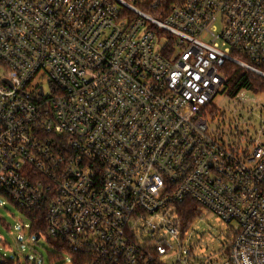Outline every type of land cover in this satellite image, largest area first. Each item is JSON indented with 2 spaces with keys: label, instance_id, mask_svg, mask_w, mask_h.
Wrapping results in <instances>:
<instances>
[{
  "label": "built area",
  "instance_id": "2783aa9c",
  "mask_svg": "<svg viewBox=\"0 0 264 264\" xmlns=\"http://www.w3.org/2000/svg\"><path fill=\"white\" fill-rule=\"evenodd\" d=\"M167 1L0 0V194L87 264H193L188 198L235 226L202 264H264V142L209 123L264 0Z\"/></svg>",
  "mask_w": 264,
  "mask_h": 264
},
{
  "label": "rangeland",
  "instance_id": "374dc122",
  "mask_svg": "<svg viewBox=\"0 0 264 264\" xmlns=\"http://www.w3.org/2000/svg\"><path fill=\"white\" fill-rule=\"evenodd\" d=\"M4 70V66L0 64V75ZM40 83H43L48 91L45 81L35 79L32 84ZM244 93L243 101L239 102L237 97L226 96L222 87L213 99L219 113L210 119L209 123L217 127L225 122L226 133L230 139H238L241 133L264 142V93L249 91ZM260 129L262 132L258 135ZM203 214V217L194 221L191 229L190 244L196 255L192 263L202 264L207 258L221 262L222 251L230 243L235 226L226 223L215 213ZM29 222L24 212L0 194V253L9 258L19 259V264H60L58 260L50 262V254L56 253L57 250L44 235L35 240L30 238ZM61 260L70 264L71 256L64 254Z\"/></svg>",
  "mask_w": 264,
  "mask_h": 264
},
{
  "label": "trees",
  "instance_id": "16d2710c",
  "mask_svg": "<svg viewBox=\"0 0 264 264\" xmlns=\"http://www.w3.org/2000/svg\"><path fill=\"white\" fill-rule=\"evenodd\" d=\"M167 2V5L170 6L175 3V0H168ZM223 75L225 77L223 89L225 94L230 98H235L244 91L264 93V77L238 64L233 62H228L225 64L223 67ZM209 110H211V114L213 116L219 113V108L215 104H212L209 107ZM16 207L18 206L16 205ZM18 208L24 212L30 220V238L35 240L38 236L41 238L44 235L48 242L56 247V253L50 254V262L58 260L61 262L60 264H67L61 260L64 254L66 256H71L72 262L70 264H87L89 262L90 258L88 256L72 252L64 241L49 235L47 230V222L43 216L39 215L38 217L33 218V212L27 211L20 207ZM178 211L185 230L191 228L197 218L202 217V212L197 208V203L192 198H188L186 201L180 204ZM0 254L3 255L2 253ZM4 259L5 262H0V264L20 263L19 259L9 258L7 256H4Z\"/></svg>",
  "mask_w": 264,
  "mask_h": 264
},
{
  "label": "water",
  "instance_id": "95a60500",
  "mask_svg": "<svg viewBox=\"0 0 264 264\" xmlns=\"http://www.w3.org/2000/svg\"><path fill=\"white\" fill-rule=\"evenodd\" d=\"M39 238V236L37 237V239Z\"/></svg>",
  "mask_w": 264,
  "mask_h": 264
}]
</instances>
